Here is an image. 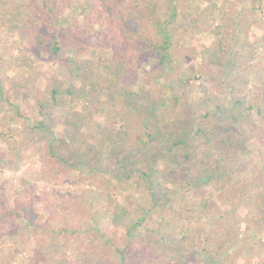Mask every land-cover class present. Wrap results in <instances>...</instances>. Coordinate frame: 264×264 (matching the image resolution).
Returning <instances> with one entry per match:
<instances>
[{"label":"rangeland","instance_id":"374dc122","mask_svg":"<svg viewBox=\"0 0 264 264\" xmlns=\"http://www.w3.org/2000/svg\"><path fill=\"white\" fill-rule=\"evenodd\" d=\"M105 1L0 0V264H120L117 253L99 261L86 256L85 250L98 242L100 228L123 236L142 217L146 225L135 228L136 247L160 253L157 264H219L199 247L221 223L239 232L232 251L239 264L263 258L264 0H160L165 22L172 1L178 7L177 21L171 27L173 63L165 71L155 61L140 68L116 63L120 38ZM50 5L54 12L47 11ZM234 20L237 27L251 31L238 32L235 41L228 40L227 56L222 59L218 40L223 32L229 37L227 30ZM53 33L63 45L56 58L49 55ZM255 37L257 56L238 62V56L251 55ZM99 63L111 64L115 74L96 70ZM83 80L89 93L73 99L67 91L81 88ZM177 80L183 87L174 88ZM48 83L59 91L56 102L46 92ZM106 86L125 91L126 104L138 118L160 122L166 133L187 131V147L199 157L205 153L203 144L191 134L199 127L222 123L245 140L239 164L222 168L227 180L205 192L206 198L201 188L197 206L190 210L195 217L191 237L197 247L182 241L161 245L157 241L161 239L149 233L148 227L162 229L148 212L150 193L138 195L135 185L126 181L100 184L99 177L108 171L115 153L112 144L103 148L101 171L79 169L77 154L87 145L99 144L106 128L109 112L102 113L96 104L101 100L112 106ZM9 95L17 106L6 100ZM16 113L21 118L13 121ZM8 139L17 141L19 149L12 152ZM60 154L73 158L63 163L57 159ZM215 161L216 157L209 160ZM157 167L170 172L173 179L187 180L193 173L191 168L172 170L173 166L163 163ZM181 193L174 192L171 199L178 201ZM233 194L237 196L230 203ZM61 198L84 217L83 230L75 231V220H49L47 211ZM34 208L35 224L30 226L24 211ZM83 208L86 216L81 214ZM17 210L21 216L12 217L10 213ZM44 216L50 228L44 226Z\"/></svg>","mask_w":264,"mask_h":264},{"label":"trees","instance_id":"16d2710c","mask_svg":"<svg viewBox=\"0 0 264 264\" xmlns=\"http://www.w3.org/2000/svg\"><path fill=\"white\" fill-rule=\"evenodd\" d=\"M170 5L173 7L169 19L165 22L160 0H106L104 2V7L109 10V19L119 33L120 47L115 53V61L118 65L140 68L148 61H155L158 64L157 67L165 71L173 63L171 49L175 34H173L171 27L177 21L178 14L176 11L178 7L175 8L174 1ZM54 10L55 7L50 5V9L47 11L54 12ZM144 11L147 14L142 16L141 13ZM192 24L196 25L197 22L193 20ZM237 26V20H234L230 29L227 30L229 37L223 32L218 40L222 59L227 56L228 40L235 41L238 32L244 35L251 31L249 28ZM234 28L237 31H234ZM256 38L258 37H255V43L251 47V55L238 56V62L241 63L248 58L254 59L257 56L259 42H256ZM49 39L51 40L49 55L56 58L62 51L63 45L55 33ZM41 44L45 45V42L42 40ZM96 70L108 76L115 74L113 66L109 63H99ZM93 72H95V68L89 73V79L93 78ZM181 82V80L175 81L174 88L183 87ZM82 83L81 88L68 90V95L73 99H83L89 93V89L86 80H83ZM48 84L46 92L56 102L59 91L56 89V85ZM106 88L108 101H113L112 106L108 107L103 101L96 100V104L102 113L109 112L106 128L101 132L99 144L93 147L87 145L82 153L77 154L81 165L79 169L83 167V169L93 172L100 170L103 148L107 144H112L115 153L109 160L108 171H102L105 175L99 177L100 184L113 186L116 182L126 181L135 185L138 195L150 193L152 203L148 212L151 214V219L162 229L148 227L149 233L158 236L161 240L158 239L157 241L161 245L163 243L174 245L182 241L185 245L192 242L193 246L197 247L198 245L191 237L195 230L192 226L195 217L190 210L197 206V198L201 188L205 190L203 197L206 198L205 192H210L227 180V175L223 173L222 168L224 165L239 164V154L246 148L245 140L239 138L231 126L222 123L215 124L210 128L199 127L191 133L194 139L203 144L205 153L199 157L194 150L187 147L185 139L187 131L180 134L175 131L166 133L160 122L144 121L138 118V114L126 104L127 97L125 98V96L128 94L125 91L120 92L112 86H106ZM190 98L192 97H188V99ZM0 100H3V95H0ZM6 100L11 106L18 104L14 96L9 95ZM20 118L21 114L16 113L13 121ZM117 126L118 129H116ZM7 142L12 152L19 149L20 145L17 141L8 139ZM61 144L63 145L65 142L62 140ZM50 156L55 158L51 150ZM214 157H216V161L210 163L209 160ZM72 158L73 156L70 155L66 159L64 154L57 157L63 163H70ZM159 163L173 166L172 170L182 171L191 168L192 176L187 180L173 179L170 172L157 167ZM203 177H206V180L201 183ZM177 191L182 192L180 199L178 201L172 200L171 195ZM234 195L237 196L236 194L230 195L228 199L231 200L230 203L234 202ZM260 209L263 212L262 218L264 220V208L260 207ZM35 210L34 208L24 211L30 226L35 224L32 221ZM82 210L81 214L86 216L85 208ZM76 213L72 206H68V203L61 198L47 211V217L52 222L59 220L72 222L75 220L77 222L74 224V229L79 232L85 226L84 217L79 216L78 212ZM10 214L12 217L20 215L18 210ZM43 218L46 219L44 226H49V220L45 216ZM145 225L146 219L142 217L141 221L136 223L133 228H128L123 236L120 235L119 231L108 232L100 228V239L93 244L92 248L85 250V255L94 256L102 261L117 253L121 257L120 264H157V259L161 256L160 253L157 251L150 253L147 251L150 249L148 247L143 249L136 247L137 241L134 240V237L138 229L135 228H144ZM33 228L38 230L36 226ZM238 236L237 229L224 223L222 226L221 223V226L213 228L206 235L199 249L201 248L202 252L212 254L219 264H239L240 261L235 259L236 257H233L232 253L237 244ZM244 264H264V257L258 260H247Z\"/></svg>","mask_w":264,"mask_h":264}]
</instances>
